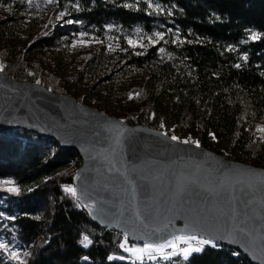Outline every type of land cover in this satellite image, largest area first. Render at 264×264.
Returning <instances> with one entry per match:
<instances>
[{
    "label": "trees",
    "instance_id": "trees-1",
    "mask_svg": "<svg viewBox=\"0 0 264 264\" xmlns=\"http://www.w3.org/2000/svg\"><path fill=\"white\" fill-rule=\"evenodd\" d=\"M0 7L16 16L0 15V43L19 26V18L70 13L60 19L63 26H40L27 45L0 47L2 72L9 78L39 81L67 94L61 77L30 56L91 42L95 47L71 80L136 74L138 81L126 95L135 96L137 108L121 115L128 124L164 125L168 135L191 137L238 162L264 155V134H258L264 121V0H0ZM67 19L78 23L69 25ZM156 32L163 40L154 38ZM109 57L107 69L89 75L92 65ZM69 94L78 102L87 99ZM88 102L103 111L96 98ZM80 163L76 153L33 131L0 130V181H13L0 183V243L8 246L0 249V264H252L238 250L219 244L204 246L187 260L129 258L121 248L124 236L93 223L65 191L73 188L72 174ZM84 237L91 241L87 246Z\"/></svg>",
    "mask_w": 264,
    "mask_h": 264
},
{
    "label": "water",
    "instance_id": "water-1",
    "mask_svg": "<svg viewBox=\"0 0 264 264\" xmlns=\"http://www.w3.org/2000/svg\"><path fill=\"white\" fill-rule=\"evenodd\" d=\"M14 127L78 155L72 196L99 227L136 244L214 237L264 264V168L0 71V130Z\"/></svg>",
    "mask_w": 264,
    "mask_h": 264
},
{
    "label": "rangeland",
    "instance_id": "rangeland-1",
    "mask_svg": "<svg viewBox=\"0 0 264 264\" xmlns=\"http://www.w3.org/2000/svg\"><path fill=\"white\" fill-rule=\"evenodd\" d=\"M0 15L6 18L16 17L10 11L3 7H0ZM11 23L12 22H10V24ZM46 24L63 26L60 19H52L50 15L34 16L31 19L19 18V26L12 27V33L10 34V37L1 42L0 47L27 45L28 40L31 39V33L35 32L40 26ZM94 47L95 44L81 40L74 43L69 48L56 47L55 49L49 51H37L35 53H32L30 57L39 61H43V65L49 71L61 77L64 83L65 90H68L67 95L72 96L69 93L73 91L77 96H85L87 98L86 101L80 103L89 105L91 107H94L95 109H97L96 106L93 103H89L88 100L91 98H96L97 101H100L102 103L101 107L103 111L101 112L109 116L122 119V114H129L130 112L135 111L137 108V105L133 102L135 96L132 94V98H129V95H126V89H128V87L138 81V76L136 74L123 73L122 71H119L109 78L102 80H94L91 82L82 80L73 82L71 80V77H76L81 63L85 60L84 56L91 53ZM109 61H112L110 57L105 58V60L99 62L98 64L92 65V68L89 70V75L94 74L95 71H99L100 68L107 69V67H109L110 65ZM261 128H264V121L261 124L260 129ZM155 129H158L167 134V130L165 129L164 125H160L159 128ZM263 132L264 131H258V134L262 135L264 134ZM181 140L191 141L196 144L198 143V141L194 140L191 137ZM242 163L264 168V155H257L256 158ZM122 244H124L125 247L121 248L128 255V257L133 260H138L136 256L132 254V252L126 251L125 249L142 248L144 244H132L126 240H124ZM194 244L195 242H193V245ZM168 249L171 250V248ZM171 253L168 254L169 258L167 259L163 258V253H153L152 255L155 257L154 259H149L148 254L144 253L142 254L143 258L139 259L138 261H153L157 260L158 258H160L161 260H168L173 256H179V258L184 259L182 255H172Z\"/></svg>",
    "mask_w": 264,
    "mask_h": 264
},
{
    "label": "snow or ice",
    "instance_id": "snow-or-ice-1",
    "mask_svg": "<svg viewBox=\"0 0 264 264\" xmlns=\"http://www.w3.org/2000/svg\"><path fill=\"white\" fill-rule=\"evenodd\" d=\"M32 0H28V3L31 4ZM44 2L46 4H53L56 2V0H44ZM74 7H76V5H73ZM154 4L153 2H148V8H153ZM156 8H159L160 5L159 4H155ZM66 14H70V13H66L65 11H61L58 14V19H63L65 17ZM65 23L71 25L73 23H78V21H74L72 19H67L64 21ZM137 31H139V29H137ZM81 38H83L84 36H86V33H79L78 34ZM155 39L158 40H163L164 38V34L160 33V32H156L153 34ZM251 38H256V34L253 33ZM150 40L152 39V37L149 38ZM167 41H165L166 43ZM129 45L135 47V43L132 40L128 41ZM161 52H164V49L161 48L160 49ZM139 54V53H138ZM237 67H239V65H237ZM0 71H3V66L0 65ZM31 74V73H30ZM37 83H39V81H37ZM129 98H132V94H129ZM259 131H264V128L258 129ZM172 140H177L178 137L176 136H172L171 137ZM183 143H188L187 140L182 141ZM197 146H199V144L197 143ZM0 183H4V184H13V181L11 180H3L0 181ZM10 192H16L18 191V189H16L15 187H10L7 189ZM66 192L71 193L72 195H75V189L73 188H65ZM84 241L85 246H87L88 243H91V241L88 240L87 237H84ZM193 242H195V244L193 245ZM179 244H183L185 245V247H183L182 249L177 248V246ZM208 245L211 246L213 248L218 247V244L216 242V239L214 237H204V236H198L195 233H188V234H183V235H173L170 239H165L163 242L161 243H145L144 246L142 248H133V249H125L126 251H130L132 252L133 255L136 256V258L142 259V254L147 253L148 254V258L149 259H154L155 257L152 255L153 253H163L165 249L171 248L172 250V255H182L183 258L185 260L188 259V257L194 253V252H202L204 249V246ZM121 247L124 248L125 245L121 244ZM8 246L6 244L0 243V249H4L7 250ZM25 255H27V253H25ZM17 254L16 253H12V257L16 258ZM164 259L169 258V256L167 254H165L163 256Z\"/></svg>",
    "mask_w": 264,
    "mask_h": 264
},
{
    "label": "built area",
    "instance_id": "built-area-1",
    "mask_svg": "<svg viewBox=\"0 0 264 264\" xmlns=\"http://www.w3.org/2000/svg\"><path fill=\"white\" fill-rule=\"evenodd\" d=\"M183 247H184L183 244H179L177 248H178V250H179V249H182ZM170 253H171V250H169V249H166V250H164V252H163L164 255H165V254L168 255V254H170Z\"/></svg>",
    "mask_w": 264,
    "mask_h": 264
},
{
    "label": "crops",
    "instance_id": "crops-1",
    "mask_svg": "<svg viewBox=\"0 0 264 264\" xmlns=\"http://www.w3.org/2000/svg\"><path fill=\"white\" fill-rule=\"evenodd\" d=\"M166 250V249H165Z\"/></svg>",
    "mask_w": 264,
    "mask_h": 264
}]
</instances>
